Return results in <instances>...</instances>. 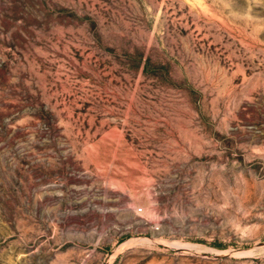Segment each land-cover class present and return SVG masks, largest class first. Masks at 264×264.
<instances>
[{"label": "rangeland", "instance_id": "374dc122", "mask_svg": "<svg viewBox=\"0 0 264 264\" xmlns=\"http://www.w3.org/2000/svg\"><path fill=\"white\" fill-rule=\"evenodd\" d=\"M0 264H264V0H0Z\"/></svg>", "mask_w": 264, "mask_h": 264}, {"label": "bare ground", "instance_id": "6f19581e", "mask_svg": "<svg viewBox=\"0 0 264 264\" xmlns=\"http://www.w3.org/2000/svg\"><path fill=\"white\" fill-rule=\"evenodd\" d=\"M138 241V240H137ZM140 241V240H139ZM170 245V244H169ZM178 249H183V250H187V251H190V250H192V247H190V246H183V245H177L176 246ZM174 248H175V246H174Z\"/></svg>", "mask_w": 264, "mask_h": 264}]
</instances>
